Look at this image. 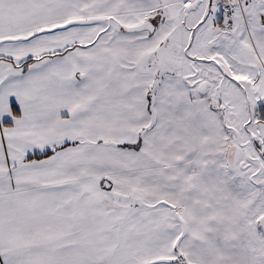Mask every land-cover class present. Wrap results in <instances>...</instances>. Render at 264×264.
<instances>
[{"label":"snow or ice","instance_id":"obj_1","mask_svg":"<svg viewBox=\"0 0 264 264\" xmlns=\"http://www.w3.org/2000/svg\"><path fill=\"white\" fill-rule=\"evenodd\" d=\"M0 264H264V0H0Z\"/></svg>","mask_w":264,"mask_h":264}]
</instances>
